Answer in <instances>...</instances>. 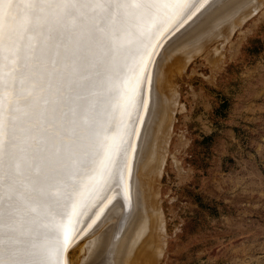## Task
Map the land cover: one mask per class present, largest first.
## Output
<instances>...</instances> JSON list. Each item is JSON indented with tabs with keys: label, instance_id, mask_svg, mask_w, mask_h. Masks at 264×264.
<instances>
[{
	"label": "snow or ice",
	"instance_id": "1",
	"mask_svg": "<svg viewBox=\"0 0 264 264\" xmlns=\"http://www.w3.org/2000/svg\"><path fill=\"white\" fill-rule=\"evenodd\" d=\"M176 3L0 0V264H64L66 221L114 132L95 123L100 101L91 103L90 77L104 82L113 108L135 106L139 96L146 127L155 88L146 56Z\"/></svg>",
	"mask_w": 264,
	"mask_h": 264
},
{
	"label": "rangeland",
	"instance_id": "2",
	"mask_svg": "<svg viewBox=\"0 0 264 264\" xmlns=\"http://www.w3.org/2000/svg\"><path fill=\"white\" fill-rule=\"evenodd\" d=\"M179 19L153 40V59L162 51L165 37L180 27ZM242 21L229 39H224L228 34L223 28L222 36L206 41L184 67L173 62L167 84L161 80L163 84L156 86L172 97L171 119L167 141L157 143L162 166L149 181L161 219V228L153 229L158 254L145 255L143 264H264V2ZM115 120L114 133L123 131L127 118ZM112 138L106 146L108 155L104 152L95 164L93 172L97 168L94 174L98 172L99 179L85 186L77 198L76 214L67 222L71 237L76 235L66 251L67 264H84L88 251L83 248L82 254L78 246L99 231L106 233V226L109 231L113 223L120 226L127 217L129 194L126 198L124 186H109V156L122 146L119 135ZM97 220L100 228L88 232ZM105 263L104 258L98 262Z\"/></svg>",
	"mask_w": 264,
	"mask_h": 264
},
{
	"label": "bare ground",
	"instance_id": "3",
	"mask_svg": "<svg viewBox=\"0 0 264 264\" xmlns=\"http://www.w3.org/2000/svg\"><path fill=\"white\" fill-rule=\"evenodd\" d=\"M178 1L180 2L181 0H178ZM263 2L264 0L263 1L262 0L261 1L259 0H228L226 2L225 0H208V3L204 4L203 0H184L178 3L175 8H172V11L169 12V16L166 18V22L163 24V27L160 29V32L157 33L154 39L156 41V39L159 38L161 33H164V31L168 29H172L169 27V25L177 17H181V19H179L180 22L178 20L176 21V22H179V26H180L179 28L181 29L180 32L175 34V31L178 28L177 27L175 31L174 30L172 31L174 32V35L172 37H170L169 34H168V38L170 37L169 39L165 37L166 38L165 41L166 40L167 41L164 44H161L163 45L161 52H160L161 49L159 50L158 48L160 45L157 46L160 54L158 55L156 53V56L158 55L156 59H153L154 56L153 57L146 56V59L149 61L147 65V71L154 72V83H155V88H154V91L152 92V101L154 103L152 105L154 107H152V113L147 120L146 127L140 124V117L144 115V111H143V104L142 102H140L139 96L137 97L138 102L135 106L128 105L127 107L113 108L111 103L106 98V92L103 90L104 82L96 81L94 75L90 77L91 79H93L95 86H96L95 95L92 97L91 103L96 104L97 100L100 101L97 104V110L94 113L95 123L97 124L98 128H101V129L102 128H113L114 129L113 127L114 121L116 123L115 119L117 117L119 118V116L121 117L125 116L128 120V122L125 124L123 128V131L120 129V130H116L118 131V133L113 132V133H110L111 135L109 134L107 144H109L111 140V136H113L114 138V137H117V135H119L120 139L122 140V146H120L121 148L119 149L118 153L116 152L109 156V159L111 160V162L109 164V170H108L109 173L107 174H108V177L111 179V184L109 186H112V183L114 186H117V187L124 186L123 188L125 189V191L127 190V194H129L130 202H129V208L127 210V217L124 220V222L120 224V226H116L118 223L117 224L113 223V227H111L110 231H109L110 226L109 227L106 226V229L103 228V230L104 229L107 230L108 228V231H105L106 233L102 232L101 230L102 233H100L99 231L97 236L94 234L93 237L86 240L82 245L78 246L79 249L81 250L80 251L81 253L82 251H84L82 250L83 248L87 249L88 251L87 256L83 259L84 264H98V262L102 260L103 258L105 259V262H106L105 264H143L142 259L143 258L144 260L146 259L145 255H147V258H148V256L150 255L149 253H151V255L153 253L158 254L156 250L157 248L154 247L155 245V242H154L155 235L154 234L156 233H154L153 229L156 230L158 229V227L161 228V225H160L161 219H160V211H159V207L157 203V198L151 187L152 183H150L149 181H151L153 175H155L154 174L155 169L158 166H159L158 168L160 169L163 163V154L160 153L158 155L157 153V143L159 139L163 141V138L165 139V136L168 135V128H169L170 119H171L170 118L171 117L170 103L172 100V97L170 94L165 93L164 91H162V89L161 91L158 89L159 87L158 84L159 83L163 84L162 82H160L161 80L166 81L167 74H168V68L173 62L179 61L181 63V66L183 67L187 65V63L190 60H192V57L194 55L200 53L203 50V45L206 41H211L215 39L216 37L219 38L218 36L222 34L223 28L226 30V34H228L227 36L222 34L223 36H225L224 39H229L234 29L242 24L241 23L243 22L242 20H245L246 17L251 14L253 9L262 5ZM202 4H203V7H201ZM216 6L218 7L216 8ZM245 9H247L248 11L246 12ZM154 45H155V42L153 45L149 46L148 52L150 53V55L153 54L152 48L154 47ZM173 47L174 48L176 47V48L174 49ZM169 48H172L170 52H169ZM166 51H167V54H166L167 57L165 58L166 55L164 53ZM164 58H165L166 63L165 61L163 62ZM151 61L153 62V64ZM161 65H164V66H162V68L160 69ZM141 67H143V65H141ZM111 75L115 77L118 75V72H116V70L114 69ZM129 75L131 76V80L126 85V91L128 92H130L131 89L137 86L136 77L139 75V69H137V72L135 75H132V74H129ZM165 84H167V81ZM142 87H143L145 95H147V90H148L147 79L143 81ZM137 129H139L141 132V135L139 137H137L136 135ZM133 145H138V150L135 154L132 153ZM104 152L105 151L102 150L101 155L104 154ZM130 162L132 164V168H131V176L129 177L128 165ZM93 168H95V165L93 166ZM158 168L156 171L159 174L160 170ZM96 169H95V172H93L94 170H91L89 172V175L83 178V184L80 189V192L78 193V196L81 193H83L85 186H87L89 182L90 183L92 182L91 180L94 181L97 178L98 172L96 175L94 174L96 173ZM105 174L106 173H104V175ZM107 174H106V177H107ZM93 175H95L94 178H93ZM104 179H105V176H104ZM96 181L97 180H95V182L93 183H96ZM94 188H97V187L94 186ZM109 189L110 188L107 186V190ZM107 190L105 191L106 192L105 195L109 198V200H113L111 196H108ZM97 191H98V188H97ZM102 198L103 197H101V199ZM89 199H91V197ZM120 205L121 204L119 203V206ZM90 207H91V204H90ZM113 208L111 209V211L114 210ZM119 208H116V209L119 210ZM86 211H89V209ZM111 211H109V213H112ZM87 213L91 215L90 212H87ZM109 213L106 218H108ZM121 215H122V212H121ZM118 216L117 218L121 217V216L119 217ZM119 220L121 219L119 218ZM67 222L68 221H66V223ZM100 222L101 220H97L95 223H91V228L89 229L88 232H91L94 228L96 229L97 227L100 228V225H99ZM80 229H82V227ZM78 233L76 234L78 235ZM88 235L86 237H88ZM75 237L76 235H74V238H72V241L73 239L75 240ZM66 251L63 254L64 264H67ZM155 256L154 258H156ZM150 259L152 260L153 257L151 258L150 256Z\"/></svg>",
	"mask_w": 264,
	"mask_h": 264
}]
</instances>
